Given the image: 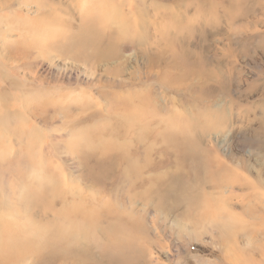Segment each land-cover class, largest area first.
<instances>
[{
  "label": "rangeland",
  "instance_id": "obj_1",
  "mask_svg": "<svg viewBox=\"0 0 264 264\" xmlns=\"http://www.w3.org/2000/svg\"><path fill=\"white\" fill-rule=\"evenodd\" d=\"M64 1L0 0V264H264V189L250 198L264 182V0H238L240 12L213 0L200 18L154 0L149 19L172 36L192 35L173 15L215 32L201 42L214 78L187 90L167 80L176 64L149 71L154 29L145 41L119 26L134 0ZM99 29L109 38L93 47ZM124 158L141 177L115 176ZM162 179L191 191L162 206Z\"/></svg>",
  "mask_w": 264,
  "mask_h": 264
},
{
  "label": "bare ground",
  "instance_id": "obj_2",
  "mask_svg": "<svg viewBox=\"0 0 264 264\" xmlns=\"http://www.w3.org/2000/svg\"><path fill=\"white\" fill-rule=\"evenodd\" d=\"M44 3L50 7L51 9H54V8H58V6L60 5H65L67 4L68 2L67 1H64L62 3V0H43ZM85 1V0H84ZM105 1V0H104ZM133 1V0H132ZM145 1L147 0H134V4L131 7L127 8L126 11L127 12V15L125 14L124 16H127V19H123V22H120L119 23V26L120 27H123L124 30H128L129 28H131L133 30V32L135 31L136 34L138 35L139 32H141L143 35L141 36L143 40L147 41V38L150 36L149 33L151 31V29H154V33L156 32L157 34L154 35L152 37H150V40H151V44L149 46H145V48L143 50L146 49L145 51V54L146 56L148 57H145L147 59L148 62H150V65H149V71H150V68L154 69V68H159V69H162L164 70L165 72H167V70H172V68H176L174 67L175 64L177 67L181 68V69H177L174 71V73H172L171 75L169 74V76H167V80H169L170 82H172L174 84V86L176 84H179L177 85L174 90H177L178 89V86L182 89H185L186 87V84L188 82L191 81L192 78H199L198 80H204V81H210L209 78H214L213 76V70L211 71V69H206L205 65H204V60L206 58V56L204 55L205 51L207 50V48L205 46H203L201 44L202 41H204L207 37H210L212 36L213 34L215 35V32L211 34L210 31L208 30H205L203 26H199L198 28L194 27V25L192 24H188L186 22V18H185V23L182 24V23H179L177 22V18H179L180 16H175L173 15L172 17V20L173 22L176 23L178 27V29L180 28H185L186 26L188 27V32H190L192 35H187L186 37H182L180 36L181 34L179 35H174L172 36V33L170 32L169 30V26H168V22L167 23H162V15L157 17L152 20V19H149V14H147V11L149 10V8H155V2L154 0L151 1V3L148 4V6L145 5ZM216 1H219V0H216ZM242 1V0H241ZM88 2V1H87ZM90 2V1H89ZM110 2V1H109ZM164 2L169 5L168 8H166L163 4H160L159 6L160 7H164L166 8L167 10H171L173 11L172 14L174 13V9H179L182 8V10H184L183 14L185 13L186 15H188L190 12L192 14V16L194 17H199V16H202L205 15L204 12H208L207 9L209 10H213L214 8L217 7V3L215 4L213 2V0H189L185 3L183 2H178L177 0H164ZM227 2V5H231V6H237V9L238 11L240 12L241 9L239 8L240 6H238V0H226ZM81 3H84L82 6H81V9H85L87 8V4L86 2H82ZM103 3V2H102ZM105 3V2H104ZM103 3V4H104ZM119 3V2H118ZM160 3V2H159ZM93 4V3H92ZM170 4H173V5H170ZM113 6H116V4H113ZM120 6V5H119ZM123 6V5H122ZM121 6V7H122ZM129 6V5H128ZM127 6V7H128ZM181 6V7H180ZM126 7V6H125ZM140 7H142V9L145 11L144 13V19H138V13L137 10H140ZM107 8V7H106ZM105 8V9H106ZM117 8V7H116ZM158 8V7H157ZM233 8V7H232ZM20 10L23 11V14H26V12L24 13V10L22 8H19ZM64 9V12L65 14L69 11L65 10V9H69V7H63ZM19 10V11H20ZM109 10V9H108ZM107 10V11H108ZM153 10V9H152ZM218 10V9H217ZM88 11V9H87ZM158 11V10H157ZM21 12V11H20ZM149 13V12H148ZM163 13V12H162ZM180 13V12H179ZM227 13V12H225ZM152 14V13H151ZM154 14V13H153ZM164 14V13H163ZM166 14V13H165ZM182 14V15H183ZM99 15V14H98ZM97 15V16H98ZM158 15V14H157ZM185 15V16H186ZM235 15V14H234ZM240 15V14H239ZM93 16V15H92ZM101 16V15H100ZM118 16V15H117ZM99 17V16H98ZM129 18H133V21H130ZM134 17H135V20H134ZM100 18V17H99ZM181 18H184V17H181ZM200 18V17H199ZM215 18V16H214ZM97 19V18H96ZM95 19V20H96ZM93 20V19H92ZM132 20V19H131ZM231 20V19H230ZM90 22H92L90 20ZM89 22V23H90ZM196 22H199L196 21ZM88 23V24H89ZM95 25L97 23V21H94ZM92 22V24H94ZM133 23H137L139 28L141 29L140 31L137 30L136 26L133 24ZM192 23V22H191ZM234 23V22H232ZM91 25V24H89ZM102 25V24H100ZM104 25V24H103ZM165 25V26H164ZM171 25V24H170ZM217 25V24H216ZM164 26V27H163ZM93 27V25H92ZM96 27V30L98 29L97 26ZM213 27L215 28H212L213 31H216V33L218 32V27L214 26ZM91 28V27H90ZM84 29V28H83ZM101 29V28H100ZM99 29V33L97 34L96 33V30H92V34H95L96 33V37H98V40L95 39H92L91 37V46H96L98 44H104V42H106L105 40H108L109 36L107 35V33H104V31L101 32V30ZM130 29V30H131ZM88 30V29H87ZM91 31V29H89ZM89 31V32H90ZM115 32V31H114ZM135 34V33H134ZM135 34V36H136ZM120 35V34H119ZM91 36V34H90ZM198 38L197 39V42L200 44L196 47H192L191 46V40L193 38ZM90 38V37H89ZM209 40V39H208ZM102 41V42H101ZM138 42V38H137V41H135L134 39V42H130V45L129 47H135L137 46ZM150 43V42H148ZM172 46L173 48H175V50L177 51V58L175 57V55L173 56H170V58L168 59V56H169V51H170V48L168 46ZM101 46V45H100ZM118 46V45H117ZM122 49L123 48V44L120 45ZM120 48V47H119ZM158 49V50H157ZM116 50V46L114 45H110V48L108 47L107 48V51H103L102 50V53L100 54V56H105V55H108L110 54L111 52L115 51ZM118 51V50H117ZM15 52L17 54V50H14L11 52V56H12V53ZM18 55V54H17ZM172 58V59H171ZM174 62V64H173ZM208 68V67H207ZM147 71V70H146ZM148 76V75H146ZM145 77V76H144ZM147 78V77H146ZM148 79V78H147ZM169 82V84H171ZM200 83V82H199ZM227 85V84H226ZM222 86H224V83H222ZM179 88V89H180ZM188 88L186 87V90ZM223 89V88H221ZM219 90V89H218ZM225 90V89H224ZM223 90V91H224ZM227 91V90H226ZM143 95V93H141ZM134 95L131 96V98H133ZM135 97V96H134ZM139 102H141L140 99H138ZM133 101V100H132ZM204 159V158H203ZM203 162V161H202ZM145 163V162H144ZM146 163H148V161L146 160ZM134 165H136V160L133 159V160H130V159H127V158H124L122 160V163L119 164L118 166V169H116L115 171V176L116 177H127L129 178L128 180H134V178H137L139 175H140V171H139V167L137 168V170H135L134 173L131 172V175H127L126 174V171L128 169L131 170V167H134ZM203 165V164H202ZM241 165V164H240ZM196 167V166H195ZM223 170H225L224 167H222ZM176 171L179 170V165H175V169ZM242 170H244V168H242ZM248 170V169H247ZM132 171V170H131ZM204 172V171H203ZM228 172V171H227ZM175 173V172H174ZM201 173V172H200ZM210 173V172H209ZM198 174V173H197ZM203 174V173H202ZM207 174V173H206ZM226 174V173H225ZM229 174V173H228ZM184 175V174H183ZM201 175V174H200ZM205 175V174H203ZM211 176H217L215 174H210ZM231 176V175H230ZM141 177V175H140ZM178 176H176L177 178ZM181 177H182V173H181ZM179 178V177H178ZM198 178V177H197ZM196 178V179H197ZM206 178V177H205ZM140 179V178H139ZM143 179V178H142ZM202 179V177H201ZM237 180L235 181L236 183V189L238 191H244V189L246 187H248L246 184H244L243 182H241L238 178H236ZM168 180V181H167ZM198 180V179H197ZM179 181H185L182 180V178H179ZM187 181V180H186ZM189 181V180H188ZM206 181V180H205ZM192 182V181H191ZM196 182V181H195ZM200 182V180H199ZM225 182V180H224ZM255 184H256V188H252V183L251 185L249 184V187L253 189V191L251 192V195H250V198L251 197H255L253 193L255 192H258L260 191L261 189H264V182H263V179L260 177V174L259 176H255ZM143 183L145 184V181L143 180ZM161 185L163 186V190L161 192H159L158 194H156L160 200H161V203H162V206H165V205H169V202L167 200V198L169 197H172L174 199L173 204L177 202V200H183L184 196L186 195H189L187 194V192L191 191V190H188L187 192H185L184 190V186H180L177 188H175V190L178 192H176L173 188V186L171 185L169 179H162L161 180ZM185 183V182H184ZM187 183V182H186ZM220 183H222V181H219V179L217 178L216 180H213L211 181V184L213 188H220ZM174 184V183H173ZM191 184V183H190ZM201 184V182L199 183ZM231 185H233V183H229ZM194 185V183H193ZM198 185V183H197ZM202 185V184H201ZM206 185V184H205ZM115 186V185H114ZM187 186V185H186ZM196 186V185H195ZM234 186V185H233ZM225 187L224 183H222V186L221 188ZM141 188V187H140ZM191 188V187H190ZM203 188V187H202ZM230 188V187H229ZM228 188V189H229ZM231 190V188H230ZM182 191H184L185 193H182ZM198 191V190H197ZM235 191V190H234ZM264 191V190H263ZM203 194L201 196V199H202V202H200L199 205H197L196 207H192V208H195L197 211L198 210H202L203 207H205L206 205V196L207 194L203 191H201ZM182 193V194H180ZM194 194V192H193ZM197 194V192H196ZM154 195V194H153ZM153 195H151L152 197L150 199L153 198ZM191 196V195H190ZM38 197V196H37ZM189 197V196H188ZM195 197V196H194ZM222 197V196H221ZM238 195L234 196L233 199L235 200V198H237ZM224 198V197H223ZM263 199V198H262ZM187 200L189 201V203L191 205H193L194 203L198 202V195H197V199H194V200H190L189 198H187ZM200 200V198H199ZM233 200V201H234ZM238 202V201H237ZM264 202V201H263ZM262 202V203H263ZM237 204V203H236ZM210 206L207 207V209L209 208ZM250 211V210H249ZM249 211L248 212V215H249ZM212 212V211H210ZM217 212H219L217 210ZM246 212V214H247ZM255 213L257 215H264V210L260 208H257V210L255 211ZM233 214H236V213H233ZM200 215V214H199ZM199 215H197V218H199ZM241 216V215H240ZM263 217V216H262ZM216 218V217H215ZM219 219V218H218ZM260 219V218H259ZM241 220V219H240ZM261 221V219H260ZM222 222V221H221ZM219 223V224H222V223ZM239 223H242L240 221H238ZM225 224V222H223ZM263 223V222H262ZM244 224V223H242ZM222 228H224L223 225H221ZM236 227V226H235ZM226 228V227H225ZM240 230H243L242 226H240ZM247 228V227H245ZM16 245L20 246V247H23L21 244L19 243H16ZM263 254V253H262ZM243 263V262H242Z\"/></svg>",
  "mask_w": 264,
  "mask_h": 264
}]
</instances>
